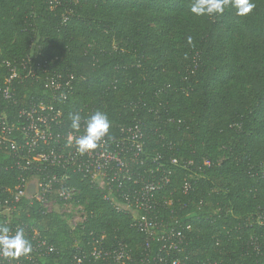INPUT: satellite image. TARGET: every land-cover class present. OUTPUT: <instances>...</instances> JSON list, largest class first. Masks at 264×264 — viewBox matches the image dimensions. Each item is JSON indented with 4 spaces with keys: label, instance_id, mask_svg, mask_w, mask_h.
<instances>
[{
    "label": "trees",
    "instance_id": "obj_1",
    "mask_svg": "<svg viewBox=\"0 0 264 264\" xmlns=\"http://www.w3.org/2000/svg\"><path fill=\"white\" fill-rule=\"evenodd\" d=\"M191 2L0 0V114L19 126L20 109L44 102L62 111L67 126L70 113L96 110L111 121L108 136L138 125L148 163L156 159L153 168L162 164L169 173L161 195L172 203L162 217L190 225L178 257L252 264L248 239L260 231L243 222L264 214V0H253L242 17L231 8L196 16ZM14 68L15 103L2 96ZM53 75L71 77L65 102L45 88ZM19 175L1 148L0 203ZM74 184L86 210L80 225L25 199L9 214L10 229H22L30 242L38 233L52 246L37 264H113L105 253L118 244L127 246L131 264H156L160 243L145 250L128 216L85 181Z\"/></svg>",
    "mask_w": 264,
    "mask_h": 264
},
{
    "label": "built area",
    "instance_id": "obj_2",
    "mask_svg": "<svg viewBox=\"0 0 264 264\" xmlns=\"http://www.w3.org/2000/svg\"><path fill=\"white\" fill-rule=\"evenodd\" d=\"M20 66L24 68L23 63ZM17 70H12L2 90L4 100L13 103L16 99L9 84L11 78L18 76ZM26 72V76H31V70ZM45 88L53 93V100L65 102L72 88L71 77H47ZM18 115L24 122L15 126L0 114V149L10 152L13 166L20 174L10 199L0 203V217L6 218L1 224L9 227L10 212L24 199L37 202L45 213L59 215L71 227L82 224L86 220V210L76 200L79 192L74 184L75 178H79L99 190L116 212L129 217L131 226L146 238L145 250L150 249L153 241L160 243L158 252L163 254L154 258L156 264H216L210 260L192 263L186 255L178 257L188 248L190 225L177 220L168 223L162 217L161 211L172 203L171 199L161 195L169 182V173L162 164L153 168L156 159L151 158L148 163L150 158L144 152V133L138 125L121 127L117 136H106L98 148L81 154L76 150L75 139L83 132V120L80 132H75L66 125L59 108L44 102L20 109ZM204 165L210 163L205 161ZM29 185H33L31 194L28 193ZM243 225L258 227L260 232L249 237L248 246L253 255L252 264H264V214L245 218ZM15 232L16 229H10V234ZM38 237L35 233L31 239L29 254L14 260L0 256V262L37 264V257L53 251L52 246ZM105 255L113 264L133 262L123 244ZM92 256L98 257V253L94 252Z\"/></svg>",
    "mask_w": 264,
    "mask_h": 264
},
{
    "label": "clouds",
    "instance_id": "obj_3",
    "mask_svg": "<svg viewBox=\"0 0 264 264\" xmlns=\"http://www.w3.org/2000/svg\"><path fill=\"white\" fill-rule=\"evenodd\" d=\"M255 7L253 0H192L190 12L196 16L222 15L226 8H231L235 10V15L242 17ZM186 41L191 44L192 37H186ZM68 119L70 128L75 132H80L83 120V132L75 139L76 150L81 154L98 148L103 138L109 135L111 121L104 111L96 110L87 117H82L79 112L70 113ZM31 250L32 244L22 229L10 234L9 227L0 224V256L14 260Z\"/></svg>",
    "mask_w": 264,
    "mask_h": 264
},
{
    "label": "water",
    "instance_id": "obj_4",
    "mask_svg": "<svg viewBox=\"0 0 264 264\" xmlns=\"http://www.w3.org/2000/svg\"><path fill=\"white\" fill-rule=\"evenodd\" d=\"M33 192V185H29L28 187V193L31 194Z\"/></svg>",
    "mask_w": 264,
    "mask_h": 264
}]
</instances>
